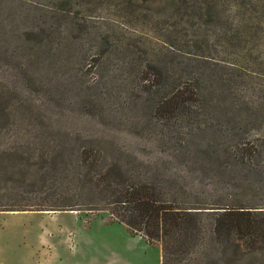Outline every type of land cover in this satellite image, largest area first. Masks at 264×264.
I'll return each instance as SVG.
<instances>
[{
  "label": "rangeland",
  "instance_id": "1",
  "mask_svg": "<svg viewBox=\"0 0 264 264\" xmlns=\"http://www.w3.org/2000/svg\"><path fill=\"white\" fill-rule=\"evenodd\" d=\"M177 88L198 92L191 113L163 115ZM241 144L256 149L242 157ZM84 147L154 170L198 153L191 171L174 165L198 198L264 204V0H0V263L67 258L80 242L161 264L159 246L104 213L36 207L51 202L54 157L62 175ZM247 243L229 264H264V245Z\"/></svg>",
  "mask_w": 264,
  "mask_h": 264
},
{
  "label": "trees",
  "instance_id": "2",
  "mask_svg": "<svg viewBox=\"0 0 264 264\" xmlns=\"http://www.w3.org/2000/svg\"><path fill=\"white\" fill-rule=\"evenodd\" d=\"M197 95L198 92L191 91L190 94L185 88H177L162 102L163 115L167 110H173L177 115L190 114L188 103L194 101V97L197 99ZM116 141L112 138L83 139L88 145L115 144ZM246 146L241 144L239 148L242 157L256 149L252 144L248 152ZM204 154L207 161L221 159ZM197 155L174 151L154 158L163 166L154 170L136 156L106 159L100 152L84 147L69 156L63 176L56 155L51 202L36 207L40 211L50 208L104 213L107 224H120L129 235L140 236L148 245L159 246L161 264H229V249L237 261L240 242L245 237L248 239L246 246L251 249L249 252L261 251L264 245V204L243 206L198 198L189 182V174L184 175V171L174 168L178 163L189 165L187 162ZM189 167L191 171L193 168ZM200 172L204 173L205 169ZM202 216L209 218V227L202 225Z\"/></svg>",
  "mask_w": 264,
  "mask_h": 264
},
{
  "label": "crops",
  "instance_id": "3",
  "mask_svg": "<svg viewBox=\"0 0 264 264\" xmlns=\"http://www.w3.org/2000/svg\"><path fill=\"white\" fill-rule=\"evenodd\" d=\"M76 221L79 220L76 219ZM81 232L82 231L80 229H77V235H80ZM46 245L47 243L45 246ZM68 247L70 249L67 250V258H64L59 253L57 254L54 252L51 256L46 255V257L42 258H38L34 256L36 255L34 254L31 256L32 259H30L29 262H27L23 256V260H21L19 263L7 261L8 263L0 264H127L126 260L122 259L121 257H117L116 255H111L110 257L105 256L99 252L98 248L93 249V246L83 245L80 242H78L75 250H72V245H69ZM38 248L40 247L38 246ZM56 250L58 251V249L55 248V251ZM102 255L105 256V259L100 258Z\"/></svg>",
  "mask_w": 264,
  "mask_h": 264
}]
</instances>
